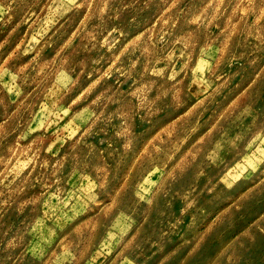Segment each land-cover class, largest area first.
Returning a JSON list of instances; mask_svg holds the SVG:
<instances>
[{
    "label": "rangeland",
    "instance_id": "374dc122",
    "mask_svg": "<svg viewBox=\"0 0 264 264\" xmlns=\"http://www.w3.org/2000/svg\"><path fill=\"white\" fill-rule=\"evenodd\" d=\"M0 264H264V0H0Z\"/></svg>",
    "mask_w": 264,
    "mask_h": 264
}]
</instances>
